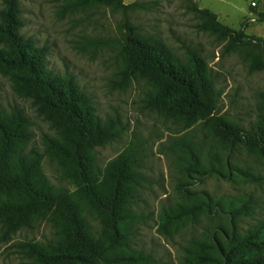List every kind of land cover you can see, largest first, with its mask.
I'll return each mask as SVG.
<instances>
[{
	"label": "trees",
	"instance_id": "trees-1",
	"mask_svg": "<svg viewBox=\"0 0 264 264\" xmlns=\"http://www.w3.org/2000/svg\"><path fill=\"white\" fill-rule=\"evenodd\" d=\"M93 7H106L122 15L119 68L112 85L126 89L142 81L149 90L143 104L148 110L186 130L200 123L219 146L201 151L195 143L180 140V202L160 209L157 232L168 237L201 219L200 238L190 242L181 264H264V222L249 231L238 228L240 208L186 188L190 180L216 176L225 180L241 175L229 154L235 147L264 158V91L259 95L257 120L247 130L217 116L220 92L216 76L201 54L183 47L177 55L163 41L143 34L130 23L129 14L145 10L146 3L124 0H59L57 14L64 17ZM196 18V28L222 44L221 54L236 53L248 73L264 72V41L231 29L211 11L191 0L185 6ZM25 26L19 0H3L0 8V75L9 76L14 93L29 101L34 112L53 131L43 145L47 158L75 185V191L54 188L42 172L43 154L26 150L32 139L30 121L18 107L0 106V241L9 242L21 229L47 222L55 239L49 243H12L31 264H152L150 254L131 249L133 227L143 221L133 208L138 175L137 156L131 145L103 169L96 149L117 139L124 130L118 115L100 117L89 94L75 77L59 74L48 65L49 49L22 34ZM97 48L104 42L83 39ZM89 213L97 225L91 224Z\"/></svg>",
	"mask_w": 264,
	"mask_h": 264
},
{
	"label": "rangeland",
	"instance_id": "rangeland-1",
	"mask_svg": "<svg viewBox=\"0 0 264 264\" xmlns=\"http://www.w3.org/2000/svg\"><path fill=\"white\" fill-rule=\"evenodd\" d=\"M136 1L146 3V8L130 13V23L141 33L161 39L177 55H182L185 46L196 49L216 76L220 92L217 116L245 130L251 128L257 120L259 95L264 91V72L250 74L236 53L222 55V44L196 28L198 21L185 8L190 0H124V3ZM191 1L214 13L223 25L234 30L243 27L246 35L264 41V0ZM2 2L0 0V8ZM19 3L25 22L22 34L49 49V67L59 74L71 73L91 97L100 117L118 115L124 124L117 139L96 149L98 167L103 169L131 145L135 148L138 179L132 209L143 221L133 227L131 249L150 254L152 264H181L185 250L192 240L200 238L207 221L201 219L168 237L157 232L160 209L180 202L176 184L183 155L178 143L182 139L189 140L205 153L217 151L219 146L200 123L184 130L145 108L143 100L149 88L144 82L134 81L123 90L113 87L112 80L119 68L117 52L122 41L120 12L93 7L60 17L57 14L59 0H19ZM83 39H98L104 44L87 47L81 44ZM0 106L6 112L13 107L23 110L32 133L26 150L32 148L44 155L41 169L54 188L75 191V185L45 154L43 138L53 136V131L36 115L29 101L14 93L9 76L0 75ZM229 161L252 178L236 175L225 180L207 176L190 180L186 188L239 208L245 204L244 215L237 225L241 231H249L264 222V158L235 147L230 151ZM86 216L91 224L97 225L88 212ZM54 239L51 226L38 221L16 232L9 242L0 241V264H31L10 247L12 243H49Z\"/></svg>",
	"mask_w": 264,
	"mask_h": 264
}]
</instances>
